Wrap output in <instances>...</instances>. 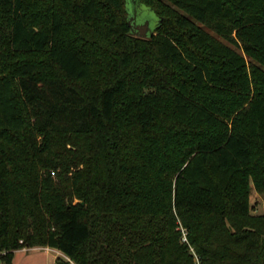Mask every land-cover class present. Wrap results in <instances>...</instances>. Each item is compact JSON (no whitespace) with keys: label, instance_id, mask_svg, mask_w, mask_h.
<instances>
[{"label":"trees","instance_id":"16d2710c","mask_svg":"<svg viewBox=\"0 0 264 264\" xmlns=\"http://www.w3.org/2000/svg\"><path fill=\"white\" fill-rule=\"evenodd\" d=\"M140 1L0 0L3 264H264V0Z\"/></svg>","mask_w":264,"mask_h":264},{"label":"rangeland","instance_id":"374dc122","mask_svg":"<svg viewBox=\"0 0 264 264\" xmlns=\"http://www.w3.org/2000/svg\"><path fill=\"white\" fill-rule=\"evenodd\" d=\"M127 9L130 15V20L132 19L134 22V28H137V34L139 33L138 28L145 27V38H150L155 33L158 24L161 22V18L140 0H127ZM207 31L218 40H221L213 31L208 29ZM137 34L135 33L136 36ZM250 206L252 214L264 215V194L258 193L252 188ZM0 264L3 263L0 261Z\"/></svg>","mask_w":264,"mask_h":264},{"label":"crops","instance_id":"0c3cea01","mask_svg":"<svg viewBox=\"0 0 264 264\" xmlns=\"http://www.w3.org/2000/svg\"><path fill=\"white\" fill-rule=\"evenodd\" d=\"M59 259L69 260L61 252L48 247H25L14 252L13 264H57Z\"/></svg>","mask_w":264,"mask_h":264},{"label":"water","instance_id":"95a60500","mask_svg":"<svg viewBox=\"0 0 264 264\" xmlns=\"http://www.w3.org/2000/svg\"><path fill=\"white\" fill-rule=\"evenodd\" d=\"M138 31H139V33H138L139 36L145 37V35H146V28L145 27L138 28Z\"/></svg>","mask_w":264,"mask_h":264},{"label":"built area","instance_id":"2783aa9c","mask_svg":"<svg viewBox=\"0 0 264 264\" xmlns=\"http://www.w3.org/2000/svg\"><path fill=\"white\" fill-rule=\"evenodd\" d=\"M4 253H0V258H1V256L3 255ZM70 260V259H69ZM0 261H1V259H0ZM72 262V261H71ZM73 263V262H72Z\"/></svg>","mask_w":264,"mask_h":264},{"label":"flooded vegetation","instance_id":"af4514ba","mask_svg":"<svg viewBox=\"0 0 264 264\" xmlns=\"http://www.w3.org/2000/svg\"><path fill=\"white\" fill-rule=\"evenodd\" d=\"M137 28H135V30H136Z\"/></svg>","mask_w":264,"mask_h":264}]
</instances>
